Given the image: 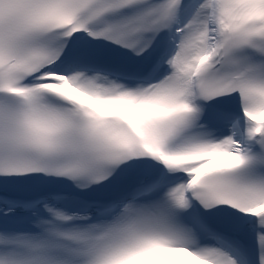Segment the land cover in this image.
<instances>
[{"label": "snow or ice", "instance_id": "snow-or-ice-1", "mask_svg": "<svg viewBox=\"0 0 264 264\" xmlns=\"http://www.w3.org/2000/svg\"><path fill=\"white\" fill-rule=\"evenodd\" d=\"M264 264V0H0V264Z\"/></svg>", "mask_w": 264, "mask_h": 264}]
</instances>
